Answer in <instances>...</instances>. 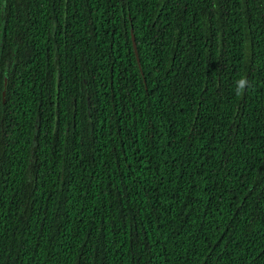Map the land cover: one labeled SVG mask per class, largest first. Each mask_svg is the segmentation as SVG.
<instances>
[{
    "label": "trees",
    "instance_id": "1",
    "mask_svg": "<svg viewBox=\"0 0 264 264\" xmlns=\"http://www.w3.org/2000/svg\"><path fill=\"white\" fill-rule=\"evenodd\" d=\"M0 264H264V0H0Z\"/></svg>",
    "mask_w": 264,
    "mask_h": 264
},
{
    "label": "water",
    "instance_id": "2",
    "mask_svg": "<svg viewBox=\"0 0 264 264\" xmlns=\"http://www.w3.org/2000/svg\"><path fill=\"white\" fill-rule=\"evenodd\" d=\"M133 42H134V46H135L136 53H138V51H137V43H136V40H135V37L134 36H133Z\"/></svg>",
    "mask_w": 264,
    "mask_h": 264
}]
</instances>
